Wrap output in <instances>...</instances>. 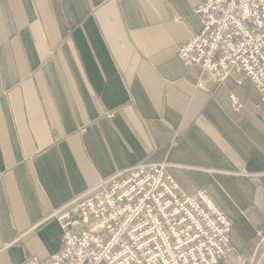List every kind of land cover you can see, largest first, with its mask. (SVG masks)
I'll list each match as a JSON object with an SVG mask.
<instances>
[{
	"label": "crops",
	"instance_id": "obj_1",
	"mask_svg": "<svg viewBox=\"0 0 264 264\" xmlns=\"http://www.w3.org/2000/svg\"><path fill=\"white\" fill-rule=\"evenodd\" d=\"M201 2L0 0V264L58 253L53 212L139 163L213 198L227 264H264V103L244 74L200 87L178 58Z\"/></svg>",
	"mask_w": 264,
	"mask_h": 264
},
{
	"label": "built area",
	"instance_id": "obj_2",
	"mask_svg": "<svg viewBox=\"0 0 264 264\" xmlns=\"http://www.w3.org/2000/svg\"><path fill=\"white\" fill-rule=\"evenodd\" d=\"M195 13L202 30L177 56L200 68L198 85L205 86V75L224 85L244 74L264 103V0H202ZM230 100L237 112L245 106ZM168 167L139 163L117 171L55 210L49 219L63 230L60 251L23 264H227L231 219L207 192L183 191Z\"/></svg>",
	"mask_w": 264,
	"mask_h": 264
},
{
	"label": "rangeland",
	"instance_id": "obj_3",
	"mask_svg": "<svg viewBox=\"0 0 264 264\" xmlns=\"http://www.w3.org/2000/svg\"><path fill=\"white\" fill-rule=\"evenodd\" d=\"M119 171H120V170H119ZM232 247H233V246H232ZM233 249H234V248H233ZM236 256H237V255H236V252H235V249H234L233 257H236ZM233 257H232V258H233ZM232 258H231V259H232Z\"/></svg>",
	"mask_w": 264,
	"mask_h": 264
}]
</instances>
